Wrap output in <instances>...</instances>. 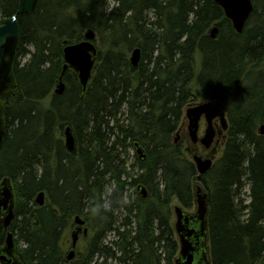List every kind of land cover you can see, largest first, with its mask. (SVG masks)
<instances>
[{
    "label": "trees",
    "instance_id": "1",
    "mask_svg": "<svg viewBox=\"0 0 264 264\" xmlns=\"http://www.w3.org/2000/svg\"><path fill=\"white\" fill-rule=\"evenodd\" d=\"M20 1L0 0L1 24L17 13ZM109 1L40 0L36 12L18 16L13 87L0 96L5 131L0 183L8 178L14 192L9 230L15 263L108 264L95 257L111 256L118 264H174L179 245L171 203L175 199L191 210L197 181L194 164L174 136L189 105L221 101L229 121L224 152L202 179L210 205L211 260L259 264L264 136L256 127L264 123V0H253L242 34L213 0H116L112 8ZM88 30L99 41L92 80L84 91L68 68L66 90L57 96L64 47L83 40ZM135 48L142 51L137 67L130 63ZM66 127L76 138L73 152L60 136ZM136 145L146 159L129 187L145 186L146 199L130 193L119 173V151ZM244 179L251 202L239 209ZM41 192L42 207L35 202ZM121 213L133 227L126 235L115 229ZM76 216L85 220L92 239L70 261L61 243ZM114 230L119 256L103 244ZM5 239L0 225V247Z\"/></svg>",
    "mask_w": 264,
    "mask_h": 264
},
{
    "label": "water",
    "instance_id": "2",
    "mask_svg": "<svg viewBox=\"0 0 264 264\" xmlns=\"http://www.w3.org/2000/svg\"><path fill=\"white\" fill-rule=\"evenodd\" d=\"M224 13L234 31L237 34H242L246 28L254 12L253 0H213ZM40 0H21L17 13L4 21L0 26V96L13 87L12 65L15 59L16 50L19 42V24L18 16L30 15L36 12ZM218 27L214 26L211 30V37L216 38ZM96 33L93 30H88L84 34L83 40L65 45L63 50L65 65L63 72L59 78V83L55 89V94L60 96L65 92V84L63 75L70 68L77 73L79 82L85 91L93 77V71L96 64L97 47L95 44ZM142 59V51L140 48H135L130 56V63L133 67H137ZM184 117L187 120V136L189 141L194 144H200L205 150H212L217 137L216 129L213 126L215 120H218L222 131H228L229 121L227 118V108L221 101H204L202 103L189 105L184 112ZM202 119L206 122V130L203 136H200V123ZM258 134L264 136V123L260 124ZM4 120L3 110L0 107V149L4 140ZM65 147L69 152H73L76 147V138L71 127L64 129ZM177 136L175 143L180 140ZM215 150V149H214ZM213 150V151H214ZM136 151L144 158V152L136 146ZM192 152V151H191ZM193 162L196 165L198 177L201 180L213 166V158H201L197 154L193 155ZM147 194L144 193V197ZM195 206L194 214H189L183 208L174 207L176 216L175 233L179 242V257L176 258L175 264H197L196 254L198 249L203 246L207 249L206 241L209 237L208 228V194L202 186H197L195 190ZM46 195L41 192L37 195L35 202L38 206L45 205ZM4 215L3 228L6 231L5 247L0 252V262L5 264H16L14 261L15 240L13 233L9 230L12 221L15 218V203L14 193L9 179H5L0 187V216ZM77 228L72 232V248L77 246L79 237L84 232L87 234V229L83 226L86 224L81 216L75 217ZM264 229V225H263ZM205 252V251H204ZM202 264H212L207 258V253H204ZM75 251L71 250L68 255V260H73ZM259 264H264V257Z\"/></svg>",
    "mask_w": 264,
    "mask_h": 264
},
{
    "label": "rangeland",
    "instance_id": "3",
    "mask_svg": "<svg viewBox=\"0 0 264 264\" xmlns=\"http://www.w3.org/2000/svg\"><path fill=\"white\" fill-rule=\"evenodd\" d=\"M109 4H110V8H112L113 6H115L116 0H110ZM1 25L2 24L0 23V26ZM95 44H96V47L99 49L98 39L95 40ZM130 56H131V54H130ZM56 86L57 85H55L54 89L56 88ZM49 101H50V99L47 100L46 103H48ZM197 102L202 103L204 101H197ZM195 104H198V103H195ZM191 105H194V104H191ZM0 107H1V109H3V103L1 100H0ZM259 127H260V122L257 123V127H256L257 133L259 131ZM205 130H206V122L203 119L200 123L199 135L203 136L205 134ZM60 136H61L62 141L65 144L64 130L62 131ZM177 136L181 137V139L177 143H180L183 154L190 161L192 160V157L194 154H198V155H201L203 157L210 156L211 158H213L214 163L216 164L223 156L224 144H221L218 146L217 143L215 142L212 150L207 151L204 148H202L200 145L194 146L190 141L188 143L187 120L185 117H184L181 129L174 136V140L177 138ZM188 147H191L193 149V151H192L193 154L190 155L187 152ZM118 158H119L118 166H119V173H120L121 181H122V183H124V186H126V188L129 189V192L135 193L137 186L135 188H131V187H129V185L132 183L133 180L138 178V176L141 174V171L139 170V165H138V163H139L138 155L134 149H130L128 151H119ZM198 185L202 186L200 184V182H197L196 180L193 181L192 186H193V192L194 193H195L196 187ZM112 186H113V182L110 181L108 188H107L108 193L110 192ZM203 187H204V184H203L202 188ZM250 194H251L250 184L248 183L247 180L244 179L243 185L240 189V193H239L238 197H236V201H237V205H238L239 209H241V207L246 208L250 204V202H251ZM176 205H180V203L174 199L172 201V204H171V222L170 223H171V226L173 228L175 238H176V240H178L177 235L175 233V228H174L175 223H176V216H175L173 209ZM185 211L187 213H194L196 211L195 204L191 210L185 209ZM247 212H248L247 210H244L242 214L245 216ZM116 218H118L117 219L118 222L115 225V229L120 231L121 234L124 233L126 235L127 233H130L133 230V227L131 225H128L129 222L126 220V215L121 213V214H118V217H117V214H116ZM73 222H74V220H73ZM0 225H3V219L2 218H0ZM75 227H76V223L74 222L73 225H71V227L68 228L67 231H65L64 237H63V240L61 243L64 255L66 256V258L68 257L70 251L72 250L71 234H72L73 230L75 229ZM85 227H87V226H85ZM116 231L114 230V231L109 232L106 235V237L104 238L103 244L106 247L111 248L110 253H115L116 256H119V253L118 252L116 253V251H115V245L114 246L112 245L113 242H116L118 240L117 239L118 233ZM91 239H92V232L88 228V233L86 235L81 234L79 237V241H78L77 246L75 248V259L78 258L79 255L84 253L85 248ZM2 248H3V246L0 247V251ZM110 257L111 256L101 258L100 256H97L96 260L107 261L108 264H118V262H116V259H112ZM0 264H2V263L0 262Z\"/></svg>",
    "mask_w": 264,
    "mask_h": 264
},
{
    "label": "flooded vegetation",
    "instance_id": "4",
    "mask_svg": "<svg viewBox=\"0 0 264 264\" xmlns=\"http://www.w3.org/2000/svg\"><path fill=\"white\" fill-rule=\"evenodd\" d=\"M203 120V119H202ZM213 126L214 128L216 129V132H217V137H216V140L215 142L217 143V145H221V144H224L225 145V141L227 139V131H222L221 130V126H220V123L218 120H215L214 123H213ZM188 137V136H187ZM181 139V138H180ZM188 143H189V139H188ZM194 145V144H193ZM197 145H200V144H197ZM195 146V145H194ZM201 146V145H200ZM202 147V146H201ZM203 148V147H202ZM187 151H193V149L191 147H188L187 148ZM200 183L202 184V181L200 180ZM189 214H194V213H189ZM0 218L4 219V215H1ZM3 227V226H2ZM77 228V225L75 227V229ZM83 228H85V225L83 226ZM74 229V230H75ZM73 230V231H74ZM72 235V234H71ZM210 237V235H209ZM206 247L207 249H203V246H201L199 249H198V252L196 254V261H197V264H202L203 260H204V253L206 252L207 253V258L208 260H211V255H210V251H211V244H210V238H208V240L206 241ZM205 251V252H204ZM213 264V263H212Z\"/></svg>",
    "mask_w": 264,
    "mask_h": 264
},
{
    "label": "bare ground",
    "instance_id": "5",
    "mask_svg": "<svg viewBox=\"0 0 264 264\" xmlns=\"http://www.w3.org/2000/svg\"><path fill=\"white\" fill-rule=\"evenodd\" d=\"M61 77V76H60ZM59 77V78H60ZM91 80H92V78H91ZM91 80H90V82H91ZM63 82H64V80H63ZM90 82H89V84H90ZM58 83H59V80H58ZM57 83V84H58ZM64 84H65V90H66V83L64 82ZM89 84H88V86H89ZM88 86H87V88H88ZM57 87V86H56ZM56 89V88H55ZM55 89H54V94H55ZM56 95V94H55ZM58 96V95H57ZM137 146V145H136ZM136 146H134V147H131V148H129V150L130 149H134L135 151H136ZM142 152H144V158L138 153V151H136V153H137V155H138V159H139V161L140 160H145L146 159V154H145V151H142ZM190 155L191 154H193V152H190V151H187ZM198 155V154H197ZM199 157H201V158H203V159H205V158H211L210 156H206V157H203V156H201V155H198ZM191 162L194 164V166H195V169H196V171H197V168H196V165H195V163L193 162V157H192V160H191ZM214 160H213V166H214ZM213 166H212V168H213ZM212 170V169H211ZM210 170V171H211ZM209 171V172H210ZM209 172L204 176V177H206L208 174H209ZM197 177H198V172H197ZM203 177V178H204ZM202 178V179H203ZM5 179H8V178H4L2 181H1V183L5 180ZM10 181V180H9ZM1 183H0V187H1ZM11 183V182H10ZM11 186H12V184H11ZM12 189H13V187H12ZM131 193V192H130ZM144 193H146L147 195L144 197L143 195H144ZM148 190H147V188L145 187V186H143V185H138L137 186V189H136V192H135V195L138 197V198H140V199H146L147 197H148ZM208 194V193H207ZM128 193H126L125 194V197H128ZM126 201H128V198H126ZM172 204V203H171ZM176 206H179V207H181V208H183L181 205H176ZM175 206V207H176ZM208 207H209V212H210V205H209V200H208ZM174 210V209H173ZM183 210L185 211V209L183 208ZM186 212V211H185ZM263 225H264V222H263ZM84 229H87V233H88V228L87 227H85V228H83V231H84ZM82 234H84V232H82ZM117 239H118V237H117ZM5 241H6V239H5ZM5 247V243H4V245H3V248ZM2 248V249H3ZM76 248V247H75ZM75 248L73 249L72 248V250H74L75 251ZM1 249V250H2ZM15 249H16V245H15ZM1 252V251H0ZM71 252V251H70ZM14 259H15V251H14ZM179 257V250H178V253H177V256H176V258H178ZM74 258H75V256H74ZM74 258H73V260H74ZM67 259H68V257H67ZM95 261H96V257H95Z\"/></svg>",
    "mask_w": 264,
    "mask_h": 264
}]
</instances>
